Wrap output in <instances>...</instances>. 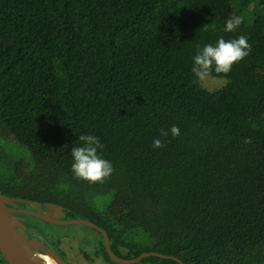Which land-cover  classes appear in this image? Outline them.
<instances>
[{
    "label": "trees",
    "instance_id": "1",
    "mask_svg": "<svg viewBox=\"0 0 264 264\" xmlns=\"http://www.w3.org/2000/svg\"><path fill=\"white\" fill-rule=\"evenodd\" d=\"M240 35L250 54L208 90L193 57ZM82 134L114 167L103 183L71 170ZM0 194L90 220L122 258L264 264V0H0ZM92 230L82 256L123 264ZM62 237L33 238L53 251Z\"/></svg>",
    "mask_w": 264,
    "mask_h": 264
},
{
    "label": "clouds",
    "instance_id": "2",
    "mask_svg": "<svg viewBox=\"0 0 264 264\" xmlns=\"http://www.w3.org/2000/svg\"><path fill=\"white\" fill-rule=\"evenodd\" d=\"M241 22L240 17H230L226 21L225 31L234 32ZM250 52L251 44L244 35L230 40H225L221 37L215 46L209 43L198 49L197 54L193 57L191 71L200 80H204L210 75L213 71V66H215L214 70L216 73L228 74L232 70V66L247 57ZM169 132L173 138L180 135L179 127L172 125L168 130L161 129L160 136L167 137ZM78 139L82 142L80 146L71 149L73 157L71 170L74 176L90 183H103L114 171L112 163L98 153V149H102L104 145L94 135L82 134ZM244 143L251 144L252 138L245 137ZM164 146L163 139H153V149Z\"/></svg>",
    "mask_w": 264,
    "mask_h": 264
},
{
    "label": "water",
    "instance_id": "3",
    "mask_svg": "<svg viewBox=\"0 0 264 264\" xmlns=\"http://www.w3.org/2000/svg\"><path fill=\"white\" fill-rule=\"evenodd\" d=\"M12 202H13L12 198L0 194V253L7 264H36L33 258L31 257V252H30L32 251L33 253H35L34 251L37 250V247L35 245H39L42 251L48 253L59 264H66L46 245L38 242L35 239L34 241L32 238L26 237L22 232V230H24L25 228V225L19 221L20 218L16 217L12 213H27L39 219L57 225L82 224L89 228L95 229L102 234L104 240V246L108 255L114 261L119 263L131 264L145 256H156L160 258L174 259L179 264H185L182 260H180L176 256L163 254L161 252H156V251L142 252L141 254H139L134 258H128V259L119 257L111 251L106 232L101 227L91 222L90 220L83 218L60 219L62 216H64V214L61 208L56 205H52V208L54 210V214H53L54 217L52 218L43 212L34 211L28 208H18V207L8 206V204ZM29 242L34 244L35 248L27 246V243ZM43 247L47 248V250H45Z\"/></svg>",
    "mask_w": 264,
    "mask_h": 264
},
{
    "label": "rangeland",
    "instance_id": "4",
    "mask_svg": "<svg viewBox=\"0 0 264 264\" xmlns=\"http://www.w3.org/2000/svg\"><path fill=\"white\" fill-rule=\"evenodd\" d=\"M230 2L235 3V0H230ZM214 68L215 67H213V71L207 78L201 80L202 85L208 90L219 89L226 83L224 76L221 73H216ZM22 217H24L27 223L36 225L42 232L52 235V238L56 239V237L64 236L61 238L62 249H64L67 257H69L74 264H99L97 261L92 263L88 260L85 261V258L81 254L82 251H90L91 248L97 245L96 240L98 236L95 235L91 228L82 224L55 225L48 222H42L30 214H23ZM38 228L32 227L31 231L27 232L31 234L33 240V237L39 234ZM25 233L26 232H24V234ZM35 246L37 247V250L34 252L40 256L44 263L57 264L53 257L40 249L41 247L39 245ZM43 248L47 250V248Z\"/></svg>",
    "mask_w": 264,
    "mask_h": 264
},
{
    "label": "flooded vegetation",
    "instance_id": "5",
    "mask_svg": "<svg viewBox=\"0 0 264 264\" xmlns=\"http://www.w3.org/2000/svg\"><path fill=\"white\" fill-rule=\"evenodd\" d=\"M18 208H28V209H31V210H34V211H38V212H43V213H48L46 215L50 216V217H54L53 214H54V210H45V211H42L41 207H38L36 205H33L32 203L31 204H28L26 205L25 207H18ZM13 215H17L20 217L21 221L24 223L26 222L24 217H22V214H27V213H12ZM64 214V213H63ZM37 218V217H36ZM65 218V215L62 216L60 219H64ZM39 219V218H38ZM66 219V218H65ZM39 220H42V219H39ZM42 221H45V220H42ZM47 222V221H45ZM27 223V222H26ZM50 223V222H49ZM57 225V224H55ZM25 226H27L25 224ZM23 232V230H22ZM48 247V246H47ZM49 248V247H48ZM50 249V248H49ZM54 253L59 257L61 258L66 264H74L72 262V260L67 257V254L65 253L64 249H62V245H61V241L60 243L58 242L57 245L55 246V249L53 250ZM85 261H87L86 259H84ZM56 261V260H55ZM92 263V261H90ZM57 264H59L57 261H56Z\"/></svg>",
    "mask_w": 264,
    "mask_h": 264
},
{
    "label": "bare ground",
    "instance_id": "6",
    "mask_svg": "<svg viewBox=\"0 0 264 264\" xmlns=\"http://www.w3.org/2000/svg\"><path fill=\"white\" fill-rule=\"evenodd\" d=\"M27 246H29V247H34L35 248V246H34V244H32V243H27ZM31 252V257L33 258V260L35 261V263L36 264H46V263H44L43 261H42V259L40 258V256L39 255H37V254H35V253H33L32 251H30ZM43 256H45V255H43ZM47 257V256H46ZM45 257V258H46ZM49 258V257H48Z\"/></svg>",
    "mask_w": 264,
    "mask_h": 264
}]
</instances>
